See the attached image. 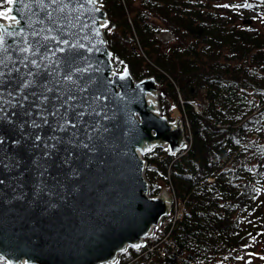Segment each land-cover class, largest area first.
I'll list each match as a JSON object with an SVG mask.
<instances>
[{
  "label": "water",
  "instance_id": "obj_1",
  "mask_svg": "<svg viewBox=\"0 0 264 264\" xmlns=\"http://www.w3.org/2000/svg\"><path fill=\"white\" fill-rule=\"evenodd\" d=\"M0 10V257L111 264L170 213L174 193L150 190L145 153L188 148L184 116L163 112L157 75L117 66L102 0H14Z\"/></svg>",
  "mask_w": 264,
  "mask_h": 264
},
{
  "label": "trees",
  "instance_id": "obj_2",
  "mask_svg": "<svg viewBox=\"0 0 264 264\" xmlns=\"http://www.w3.org/2000/svg\"><path fill=\"white\" fill-rule=\"evenodd\" d=\"M104 1L118 66L165 78L173 99L162 94V109L179 106L191 131L181 154L160 144L145 154L152 191L170 182L184 214L111 264H264V31L236 23L252 7L264 18V0ZM165 29L175 40L157 36Z\"/></svg>",
  "mask_w": 264,
  "mask_h": 264
},
{
  "label": "rangeland",
  "instance_id": "obj_3",
  "mask_svg": "<svg viewBox=\"0 0 264 264\" xmlns=\"http://www.w3.org/2000/svg\"><path fill=\"white\" fill-rule=\"evenodd\" d=\"M218 1H220V0H218ZM222 2H225V3H228V2H230L231 0H221ZM102 2L105 4V1L104 0H102ZM218 3H220V2H218ZM234 4L235 5H237V6H239V4L241 5L242 4V1H238V2H234ZM105 7H106V4H105ZM224 8H226V7H224ZM229 11V10H228ZM227 11V12H228ZM252 16L253 17V19L250 21V28H253V29H259L260 30V32L262 33L263 31H264V18L263 17H260V15H263V13L261 12H259V11H255L254 9H249V10H245V11H243V12H241L240 14H239V16H237L236 17V23H237V25H239L240 23H246V22H243V20H242V18H243V16ZM233 20V19H232ZM108 27V26H107ZM107 27H106V29H107ZM108 35V34H107ZM157 36L161 39V40H164V39H169V40H171V41H173V40H175V33L174 32H172V31H170L169 29H165V30H160V31H157ZM136 41H137V43H138V50L141 52V53H145L144 51H143V48H142V45H141V42L139 41V36L138 35H136ZM114 52V51H113ZM114 57H115V55H114ZM115 59V63H117V60H116V58H114ZM124 62V61H123ZM118 64V63H117ZM133 71V70H132ZM135 74H137L138 76H140V75H145L146 73H148V72H153V73H157V71H152V69H151V67H148L147 66V64L145 63H143L142 65L140 64V71H135V69H134V71H133ZM158 74V73H157ZM160 79V82L164 85V86H168V83H167V81H166V79L165 78H159ZM166 93H167V98L169 97L171 100L173 99L172 97H171V95L169 94V92H168V88H167V90H166ZM183 95V93H179L178 92V98L180 99V100H182L181 99V96ZM204 100V97L201 95L200 97H198L197 98V100ZM180 107L178 106H174L173 105V107H171L170 108V112H171V114L172 115H174V114H177V113H180ZM151 191H152V188L150 189ZM158 191V190H157ZM156 191V192H157ZM173 191V193H174V190H172ZM155 192V191H154Z\"/></svg>",
  "mask_w": 264,
  "mask_h": 264
},
{
  "label": "snow or ice",
  "instance_id": "obj_4",
  "mask_svg": "<svg viewBox=\"0 0 264 264\" xmlns=\"http://www.w3.org/2000/svg\"><path fill=\"white\" fill-rule=\"evenodd\" d=\"M6 2L8 4H12L14 2V0H6ZM52 3H57V0H52ZM7 11H11V9H8ZM5 11L4 10H0V17H4L5 16ZM51 15V14H49ZM102 26H106V25H102ZM63 43H67L66 41H63ZM4 44H5V39H4V35L3 34H0V51H4ZM20 51L22 52H28L29 49L28 48H23V49H20ZM60 51H65V49L61 48ZM25 59H27V57H25ZM31 63L35 64L36 61L35 60H32ZM0 64H3V60H0ZM4 73L3 72H0V77H3ZM66 80L68 81H71L72 80V77L69 75V76H66L65 77ZM31 83V81L27 82V83H24L22 84V87L24 88H27L29 86V84ZM24 99L26 100L27 97L25 96ZM46 122V121H45ZM37 140L40 139L39 136L36 137Z\"/></svg>",
  "mask_w": 264,
  "mask_h": 264
},
{
  "label": "built area",
  "instance_id": "obj_5",
  "mask_svg": "<svg viewBox=\"0 0 264 264\" xmlns=\"http://www.w3.org/2000/svg\"><path fill=\"white\" fill-rule=\"evenodd\" d=\"M175 212H176V213H175V216H179V215H181V214L183 213V212L181 211V209H178V208L175 210ZM163 252H164V251H163Z\"/></svg>",
  "mask_w": 264,
  "mask_h": 264
},
{
  "label": "bare ground",
  "instance_id": "obj_6",
  "mask_svg": "<svg viewBox=\"0 0 264 264\" xmlns=\"http://www.w3.org/2000/svg\"><path fill=\"white\" fill-rule=\"evenodd\" d=\"M190 133H191V131H190V129H189V134H187V136L189 135V138H190V140H191V136H190ZM152 150V149H151ZM146 154V153H145ZM146 156V155H145ZM147 159V158H146Z\"/></svg>",
  "mask_w": 264,
  "mask_h": 264
}]
</instances>
